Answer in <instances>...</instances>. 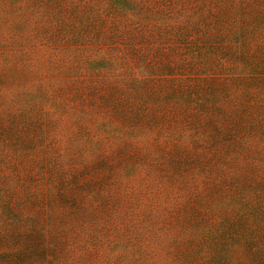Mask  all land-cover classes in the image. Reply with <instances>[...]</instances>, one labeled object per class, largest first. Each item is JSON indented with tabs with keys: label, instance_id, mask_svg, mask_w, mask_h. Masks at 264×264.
<instances>
[{
	"label": "rangeland",
	"instance_id": "374dc122",
	"mask_svg": "<svg viewBox=\"0 0 264 264\" xmlns=\"http://www.w3.org/2000/svg\"><path fill=\"white\" fill-rule=\"evenodd\" d=\"M0 264H264V0H0Z\"/></svg>",
	"mask_w": 264,
	"mask_h": 264
}]
</instances>
